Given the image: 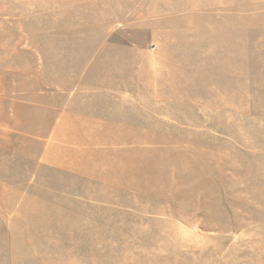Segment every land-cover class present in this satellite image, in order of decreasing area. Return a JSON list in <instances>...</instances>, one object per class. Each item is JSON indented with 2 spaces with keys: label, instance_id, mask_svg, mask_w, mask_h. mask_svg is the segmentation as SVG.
I'll list each match as a JSON object with an SVG mask.
<instances>
[{
  "label": "rangeland",
  "instance_id": "rangeland-1",
  "mask_svg": "<svg viewBox=\"0 0 264 264\" xmlns=\"http://www.w3.org/2000/svg\"><path fill=\"white\" fill-rule=\"evenodd\" d=\"M0 264H264V0H0Z\"/></svg>",
  "mask_w": 264,
  "mask_h": 264
}]
</instances>
